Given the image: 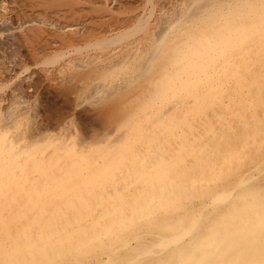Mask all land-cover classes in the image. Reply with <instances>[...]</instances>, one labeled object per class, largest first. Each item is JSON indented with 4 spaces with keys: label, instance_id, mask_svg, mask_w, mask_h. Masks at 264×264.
Masks as SVG:
<instances>
[{
    "label": "bare ground",
    "instance_id": "6f19581e",
    "mask_svg": "<svg viewBox=\"0 0 264 264\" xmlns=\"http://www.w3.org/2000/svg\"><path fill=\"white\" fill-rule=\"evenodd\" d=\"M179 1L181 0L172 5V10H165L166 15L161 16L163 18L177 15L169 27L167 26L166 33L155 36L157 41L153 38L155 29L151 27V21L155 20L157 1L145 0L141 14L129 19L130 22L123 20V25L127 26L113 29L109 25L107 29L100 31L105 36L88 41L82 49V46H75L74 38L68 37V40L65 39L67 37L58 35L61 51L55 49L57 52L48 54L43 47L39 50L43 57L38 64L54 67L62 66L67 61L71 64L68 59L73 51L110 48L115 52L116 48H119L120 52L110 57L114 62L110 65L104 64L101 73L106 74L111 69H115V72L121 71L122 74L116 76L113 72V77L123 81V88L135 86L142 78L145 82L138 84L136 88H130L129 93L126 92L127 96L122 98V103H114L112 113H124L126 120L116 126L113 136L106 138L104 134L97 135L92 138V143L86 140L87 144L83 146V150L73 147L69 142L66 143L61 136H46L45 131L39 129L33 128L36 133L34 138L26 136L25 125L17 121L15 124L18 125L13 126V120L16 119L8 123L5 118H0V264H195L197 259L186 262L183 261L184 257L196 247V243L208 231L212 221L218 220L220 215H225L228 210L245 201L256 200V207L263 205L264 60L260 59L264 57V36L262 35L263 39L260 38L262 32L259 34L255 27L259 17L261 19L264 14V5H259V8L255 6L257 3L254 1V5L239 1L236 8L226 9L227 6L215 11L212 10L216 4L213 1L196 0L193 4L190 0ZM197 6L202 14L211 9L210 17L215 13H224L229 17L225 16L226 19L222 22H213L211 27L215 31L211 33L208 29L204 30L199 33L197 41L187 37L188 42L182 44L184 41L181 40L180 34V40L175 39L176 37L170 40L169 35L171 37L176 29L186 26L184 19L194 18L189 14L194 13ZM43 8L46 10L44 6ZM17 17L20 18L19 14ZM215 17L214 15V20L218 16ZM159 24L157 23L158 26ZM171 31L174 32L170 33ZM227 31L231 32L232 36L227 35L228 38H225ZM36 33L38 36L45 32L39 30ZM111 33L114 34L107 36ZM255 38H258V47L230 49L239 39L247 44L250 39ZM160 45L163 48L168 45V50L160 49ZM71 49L73 51L69 52ZM113 52L105 54L111 55ZM158 55L161 56L159 62L156 60ZM220 57L221 60H217L215 64V60ZM105 61L108 63V60ZM18 63L21 65L25 62ZM170 68H173L176 74L173 73L175 79L171 84L166 76H162V72ZM243 71L250 72V76L243 78ZM91 75L86 78L89 79ZM124 75L127 76L124 78ZM206 77L213 79L210 80L211 84L217 83L207 93L203 81ZM226 89L230 90V93L223 94L220 98L219 93ZM188 90L192 91V94L190 106L186 107L187 115L183 118L179 111L171 114L169 107L180 106L184 101V93ZM199 91L203 94H198ZM157 94L162 97L157 99ZM170 102L172 106H169ZM210 111L215 117L212 121L206 122L205 119L208 118H200L201 112L204 114ZM27 122L25 120V123ZM187 123L190 125L186 126ZM183 125L193 131L204 129L207 133L203 136H190L188 140L187 133H183ZM154 129H157V133H154ZM191 140L197 141L201 147H212L206 152H200L201 154L192 153L189 158L193 157L188 159L189 164L192 165L199 159L211 163L210 158L216 149L213 147L224 145L235 166L231 177L225 176L213 184L207 183L204 185V195L187 206L186 198L178 199L184 192L175 181L188 169L187 161L184 163L182 160V154L185 153L182 149L183 145ZM156 141L157 144L167 143V147L172 149L171 154L157 149L152 153L148 152L150 156H147L145 145L151 147ZM175 144H181L175 149L182 154L172 156ZM187 151L189 150L186 149ZM248 154H251L252 158L253 155L258 156H255L246 168H242L241 164ZM179 155H182L181 162ZM168 162L176 167L168 168ZM172 164L169 166H173ZM154 167L156 168L153 169ZM160 203H164L165 208L154 210L155 204ZM245 225L246 221L234 226L240 230ZM224 232H230V228H226ZM245 235L247 233L244 232L243 236ZM245 241L247 246L241 255L233 259L232 255L228 256L227 253L225 256L224 252L219 257L224 261L226 258V261L219 264H228L229 257L232 258H229V264H264V221L245 237ZM208 242L209 239L206 240L207 244Z\"/></svg>",
    "mask_w": 264,
    "mask_h": 264
},
{
    "label": "rangeland",
    "instance_id": "374dc122",
    "mask_svg": "<svg viewBox=\"0 0 264 264\" xmlns=\"http://www.w3.org/2000/svg\"><path fill=\"white\" fill-rule=\"evenodd\" d=\"M156 1H157L156 2L157 5H156V12H155L154 18H155V20H157V22H155V20L151 19L152 20L151 21V24H152L151 27L153 26L152 29H155V30H153V32H154L153 38L156 39L155 41H157V38L155 36H160V35H163L164 33H166V29L169 27V24H171V22H173V20L175 19V17L177 15L175 17L173 16L174 18L172 16L171 17L167 16V17L162 18L161 16L166 15V14H164V11L165 10L169 11L171 8H173L172 5L176 4V2L178 0H175V1L174 0H156ZM181 1H179V2H181ZM183 1H186V0H183ZM190 1L192 4H193V2H196V0H190ZM210 1H213L216 3V4L214 3L215 4V5H213L214 8H212V10H215V11L218 10V8H219V10H221L227 6L228 7L226 9H230L231 7H232L231 9L236 8L237 3H239V1H243L242 3H245L246 5H248L249 3L251 5L254 2H256L257 4H255V6H258V7H259V5L260 6L264 5V0H208V2H210ZM145 4H146L145 0H0V43H1L0 44L1 45V47H0V62H1L0 63V118H1V120L3 118H5V120H7L8 123H12L11 122L12 119H16V121L13 120V122H14L13 126L18 125V124H15L17 121H19L20 124L22 123L23 126L25 125L24 127H27V129H25L26 130L25 131L26 136H30V137L35 136L36 133L34 132V130H36V129L37 130L39 129V131H43V132L45 131L44 134H46V136H49V137L61 136L65 140L66 143L69 142L68 144L71 143L70 145H73V147H75V148L78 147L77 149H80V150L84 149L83 146H85V144H87V141H88V143L89 142L92 143L94 137H96L97 135L103 136V134H104V136L106 138L108 136L112 137L114 132H115L114 130H116L118 127V124L123 122V120H126V118H125L126 116L124 115V113H119V114L112 113L113 112L112 107L114 106V103H116V102L122 103V98H124L125 95L127 96V94L129 93V91L131 89L136 88L140 84H143V82H145V79L142 78L141 80L137 81V84L135 86L133 85L132 87L123 88L122 87V85L124 86L123 81L120 80L119 78H116V80H115V78L113 77V72L116 71L115 69L109 70L108 73H106V74L103 72H102L103 74L101 73V71L105 67V65H107V64L110 65L114 62V60H110V57H112L113 54L115 55V54L119 53L121 49L116 48V50H117V51H115L116 53L111 51L110 48H106V49L103 48L105 51L102 48H100V49L99 48H97V49H83L84 51L81 50L82 52L81 51L75 52L71 49L69 52L73 51V53H71L72 55L69 57L68 60H71L70 63L72 65L69 64V61H67L66 63L64 62L62 64V66H54V67H52V66L50 67L49 65H44V64H40V63L38 64V61L43 57L42 53H39L40 52L39 50H41L43 47V49L48 54H51L52 52L55 53V52H57L56 50L61 51L62 47H60L59 40L57 39L58 35L63 36V37H67L65 39H68V40H69V38H74L75 39L74 42H76L75 46H78V45L82 46L81 47V49H82L85 46V43H87L88 41L91 42V41H94L95 39H97L99 37L105 36V35H103V33L101 34V32L103 30L107 29L109 27V25L112 28L113 27H115V28L120 27L121 28L122 26H127V25H123V22L124 21L130 22L131 20H129V19L137 17L139 14H141ZM187 4H189V3H187ZM239 5H242V4H239ZM43 6L46 8V10L43 8ZM163 6H165L166 8ZM198 6L196 7V10H194V13L189 14V16L193 15L194 18H189V19L187 18L188 20L184 19V22L186 21L184 24H186L187 27L185 25H183L181 28H179L180 30L178 29L179 33H178L177 29L175 30V32L174 31L170 32V33L174 32V33H172L173 35H171V37L169 35L170 40H171V38L174 39L175 37H176L175 39L179 38V40H180V38L182 37L181 40L184 41V42H182V44L183 43L185 44L186 42H188V38L192 39L193 41L194 40L197 41L199 33L203 32L204 30L208 29V32H211V33L215 31L211 27L214 25L213 22H215V23H218V21L222 22L224 19L229 17V16L225 15L224 13L221 15H217L216 13L215 14L212 13L216 17L218 16L217 18L215 17L216 19L214 20L213 19L214 15L212 17H210L211 13L209 11L211 9H209V11H208L209 13L207 11L205 12L206 14H208V15H206L205 13L204 14L200 13ZM18 14H19L20 18L17 17ZM195 15H196V17H195ZM197 15H198V17H197ZM204 16L206 17V19H204L205 18ZM225 16H226V18H224ZM261 17H262L261 19L259 17V20H257L258 24L255 22L256 23V27H255L256 29L255 30L256 31L258 30L257 32H259V34H261V32H262V34L259 36H260V38L263 39L262 35L264 36V21H263L264 20V18H263L264 14ZM159 19L162 21H160ZM202 19H204V21ZM158 20H159V22H158ZM168 20H169V23H168ZM196 20H198V21H196ZM163 21H164V23H163ZM259 22H260V24H259ZM157 23L158 24L160 23L159 26L157 25ZM118 25H121V26H118ZM203 25L205 26V28L202 29L201 26L203 27ZM257 25H258V27H257ZM44 26H46V27H44ZM157 26H158L159 30L157 29ZM228 27H230V26H228ZM32 28H35L36 30L32 29ZM115 28H113V29H115ZM182 28H185V30ZM83 29H84V31H83ZM39 30H41L42 32L44 31L45 33H40L37 36L36 32H38ZM200 30H202V31H200ZM27 33H28V35H27ZM89 34H90V37H92V38H90V37L88 38ZM93 34H95L94 38H93ZM113 34L114 33L107 34V36H111ZM179 34L181 35V37ZM191 34H193V35H191ZM224 35L225 34L223 32L222 36H224ZM227 35L228 36L230 35L229 37L232 36L231 32H228V31L224 37L228 38ZM192 36H194V37H192ZM31 37H32V40H31ZM185 37L186 38L188 37L187 40ZM29 38H30V40H29ZM194 38H196V39H194ZM258 38H255L254 40L250 39V41L248 43L246 42L247 44H245V42L243 40L239 39L236 42L237 45L234 43L233 47L230 49H232V50H236V49L237 50H240V49L243 50L244 48H247L248 46L258 47L257 46L258 45V43H257ZM169 39L167 37V40H169ZM255 41H256V43H255ZM2 42H3V44H2ZM67 43H65L66 47H68ZM160 46H158V47H160V49L168 50V45L167 46L165 45L166 47H164V48L162 45H160ZM182 46H179V47H182ZM237 46H238V48H237ZM242 46H243V48H242ZM187 47H185L186 50L189 48V47L188 48ZM111 49H113V48H111ZM169 49H170V47H169ZM107 52H113V53H111V55L110 54L107 55V54H105ZM14 56H16V57H14ZM106 57L109 59H106ZM260 57L261 56H259V58ZM102 58L103 59L105 58V60H108V63H107V61L103 60ZM221 58L222 57L217 58L214 63L217 64L216 61L218 60V62H219L221 60ZM158 59L161 60L160 55H158L157 59H156L159 62ZM260 60H264V57L261 58ZM18 62H25L26 64L23 63L20 65ZM69 66H73V67H69ZM117 69H119V68H117ZM172 69L173 68H170L166 71H163L162 72L163 74L161 73L163 77L166 76V79L169 81V84H171L170 82H172L173 79H175V75H176ZM99 70H100V72H99ZM167 71L170 73L168 74ZM173 73L175 75H173ZM249 73L250 72L243 71V78H248L250 76ZM100 74H102V75H100ZM114 74L116 76L117 74H122V72L121 71L115 72ZM87 75H91V77L89 79H87L86 78ZM126 76L127 75H124V78ZM167 76H169V77H167ZM206 78H205V80L203 79V81H205L204 88H207L205 90V92L207 93L208 91L210 92L211 87L217 85V83H215V84L212 83L213 84L212 85L211 81L213 79H211V77H208L207 78L208 80H207ZM169 79H171V80H169ZM126 80H127V78H126ZM216 80H218V79H216ZM120 87H122V88H120ZM191 88H192V86H191ZM116 89H117V92H116ZM127 89H128V91H127ZM154 89L156 90L155 86H154ZM126 92H127V94H126ZM197 93L203 94V92L201 93V91H199ZM229 93H230V90H227V89L222 90V92L219 93V96L221 98L225 94H229ZM191 94H192V91H190V90H188L187 92L184 93L185 97H183V98H184L185 102L183 101L180 106L176 107L177 109L174 106L171 108L169 107V110L172 111L171 114L173 112L179 111V113H181V115L184 118V115H187V111H188L187 108H189L187 106H190ZM161 97H162L161 95L157 94V99L161 98ZM169 104H170L169 106H172L171 102ZM178 108H180V109L182 108V109L180 110ZM162 110L163 109L161 108L160 111H162ZM201 113L202 114L199 115L200 118H202V119L208 118V119H205L206 122L212 121V119L215 118L212 115V113H213L212 111L207 112L208 114L207 113L203 114V112H201ZM108 114H109V116H108ZM112 116H114V117H112ZM24 118L26 121H28L27 123H25ZM187 118H188V116H187ZM187 124L188 125H186V126L190 125V123H187ZM206 125H207V123H206ZM186 126L183 125L182 127H183V133L184 132H185L184 134L187 133V135H186L187 139L190 138V136H192V137L195 136L196 134L203 136V134L206 135V133H207L204 129H201V130L198 129L199 131L194 130L195 131L194 132L193 130L189 129V127H186ZM33 128H34V130H33ZM184 128H186V130ZM188 131L190 133H191V131H192V133L194 132L193 135H192V133L190 134ZM200 131H202L203 133ZM199 132L201 134H199ZM154 133H157V129H154ZM78 137H79V140H78ZM203 138H205V137H203ZM67 140H69V141H67ZM193 142L191 140V141H188L187 144L183 145L182 152L185 151L187 156L185 155V153H183V154H182V152L179 153V151L177 149H175V148H177V146H179L181 144H179V145L175 144V146H176V147H174L175 150L173 149L174 150L173 152L175 154L172 153V156L173 155L175 156L178 154H182L183 156L185 155V157H183L182 155H179L180 162L183 160L184 163L186 161L188 163V164L186 163L188 165V169L186 170V173L189 171L188 174L187 175H186V173L182 174L181 177L175 181L177 186L182 187L181 191L184 192V194L180 195V197H178V199H181V200L184 199L185 200V198H186L185 204H187V206H189V203L193 204L194 202H196L197 199H199L201 196L204 195L203 194L205 191L204 185L206 186L207 183L213 184L217 180H221L222 177H225V176L231 177V175L233 173L234 166H235V165H233V163H234L233 159L231 158V156H229V154L225 150L224 145L213 147V148H216L215 149L216 153L214 152L213 156L211 157L212 159L210 158L211 163L204 162V161H201V159H199L198 161L194 162L192 165L189 164L191 158L193 157L192 156L189 158V156H191L192 153H193L192 155L201 154L204 151L206 152L207 150H209L212 147V145L209 147H208V145H206L207 147H205V146L201 147V146H199V143H197V141H193ZM192 143L194 144L193 146H191ZM195 143L198 145H196ZM155 145H157V146H155ZM164 145L166 146V148H164L165 147ZM188 145L190 146L191 149L189 148ZM149 146L150 145H148V144L145 145L146 148H148V149L150 148L149 150L148 149L146 150V148H144L145 152H147V153L148 152L152 153V151H155L157 149L158 150L162 149L165 152H167V154L168 153L171 154V152H172V149H169L167 147L168 146L167 143L157 144V141H156V142L151 144V147H149ZM159 146H161V147H159ZM192 147L193 148L199 147V148L198 149L195 148V150H194ZM186 149L189 150V151H187L189 154H187ZM192 150L196 153L194 154V152ZM150 153H148L149 155L147 154V156H150ZM181 156H182V160H181ZM251 156H252L251 154L250 155L248 154L247 156L244 157L245 159L241 164L242 168H246L248 166L249 162H252L253 158L255 156L257 157L258 154L253 155V158ZM188 159H190V160L188 161ZM169 160H167V161H169ZM170 163L171 162H168V164H167L168 168L174 169L176 166L172 163L171 164L173 166H169V165H171ZM201 165L202 166L204 165L203 166L204 168ZM243 166H245V167H243ZM156 167H154L153 169H155ZM221 168H222V170H221ZM193 174H194V176H193ZM209 174H210V176H209ZM185 176H188V177H185ZM203 176L205 179L203 178ZM148 177H149V175H148ZM148 177L144 176V178H148ZM182 178H184V179L182 180ZM195 178H196V180H195ZM199 179H201V180L198 181ZM189 181H190V183H189ZM210 181H212V183H210ZM194 182H196V183H194ZM200 182H202L203 184ZM192 184H194V185H192ZM185 187H186V189L183 190V188H185ZM193 188H194V190H192ZM197 189L199 190V192ZM185 190H188V191H185ZM187 195L189 196L188 199H187ZM193 199H194V201H193ZM190 200H191V202H190ZM255 201H253V202L247 201L248 203L245 201L241 205H239L235 208H231V210H228L225 215H222V216L220 215L218 217L219 218L218 220L212 221L211 224L209 225L208 231L203 235V237H201L198 240V242L200 244L197 242L196 247H194L192 250H190L188 252V254L184 257L183 261L189 262V261H192L194 259H197L195 264L209 262V261L213 262V264H219V263H225V261H226V258L224 261L221 259V257H219V256H222L224 252H225L224 253L225 256H227L228 254H229L228 256L232 255L231 257H233V259L236 258L237 256L241 255L245 251L244 249L247 246L246 245L247 242L245 241V237L248 234H251V231H253L257 227L258 224H260L261 222L264 221V209H263L264 203H263V205L256 207L257 201L256 202ZM160 204L162 207H160ZM160 204H155L154 210L155 209L157 210L159 208L160 209L165 208L166 205L164 203H160ZM246 207H248L249 210H247L248 208L246 209ZM236 211L237 212L239 211V212L237 213ZM240 211H241V213H240ZM258 212H259V214H258ZM155 213H156V211H154V214ZM253 215H255V216H253ZM236 217L238 219L240 218V220H238ZM258 217L259 218L262 217L261 221ZM234 218H235V220H234ZM257 218H258V220H257ZM245 221H246V225L244 226L245 228L242 227V228H240V230L238 228H235L237 226H234V225H239ZM216 224H217V228H216ZM181 226H182V224L180 225V227ZM210 226H213V227H210ZM180 227H178V228H180ZM220 227H223V228H220ZM226 228H230V232L225 233L224 230ZM175 229H176V227L173 230H175ZM243 231L245 233H247V235L243 236L244 235ZM237 233L240 235L234 236V234H237ZM241 236H242V238H241ZM208 239H209V242L207 244L206 240H208ZM226 239H227V241H226ZM233 239H234V241H233ZM213 244H214V246H213ZM206 248H207V250H206ZM196 250H198V251L195 252ZM228 250H230V251L228 252ZM213 253H215V255ZM219 253H221V254H219ZM205 256H207V257L205 258ZM231 257H229V258L232 260ZM229 258H228V262H227L228 264H229V261H231V260H229Z\"/></svg>",
    "mask_w": 264,
    "mask_h": 264
}]
</instances>
